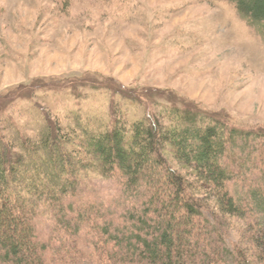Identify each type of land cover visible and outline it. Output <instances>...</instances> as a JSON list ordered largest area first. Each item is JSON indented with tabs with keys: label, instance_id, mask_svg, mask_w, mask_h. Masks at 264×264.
Segmentation results:
<instances>
[{
	"label": "rangeland",
	"instance_id": "1",
	"mask_svg": "<svg viewBox=\"0 0 264 264\" xmlns=\"http://www.w3.org/2000/svg\"><path fill=\"white\" fill-rule=\"evenodd\" d=\"M153 118L169 130L219 123L224 179L206 183L168 147L162 166H146L155 174L130 184L116 161L102 174L76 145L73 187L57 202L46 191L61 177L21 189L36 246L19 264H147L145 241L175 230L182 264H264V21L229 0H0V149L21 154L56 130L77 142L114 128L128 137ZM166 169L197 202L187 224L189 201L169 198ZM220 188L239 213H218Z\"/></svg>",
	"mask_w": 264,
	"mask_h": 264
},
{
	"label": "trees",
	"instance_id": "2",
	"mask_svg": "<svg viewBox=\"0 0 264 264\" xmlns=\"http://www.w3.org/2000/svg\"><path fill=\"white\" fill-rule=\"evenodd\" d=\"M229 1L234 3L236 10L249 21H264V0ZM170 112L175 119L178 116L183 115L186 117V114H189L186 111L180 112L178 109L171 108ZM148 122L149 126H138L128 137L119 129L114 128L110 134L99 137L90 136L88 140L77 142L75 136L60 134L59 130H56V134L40 138L39 142H29V149H24V153L14 155L4 148L0 149L2 151H0V227L2 225L7 227L6 230L0 229V259L16 264H19L20 260L35 259L34 249L36 245L32 243L30 235L32 214L20 198L21 189L23 186L31 188L36 184L44 188L46 183L50 186L55 179L61 177L62 180L59 183L52 185L53 188L48 187L49 190L46 191L53 197L52 201L57 202L59 197L69 192L73 187L69 176L76 173L74 170V172L70 171V167L78 154L74 150L76 145L79 148L85 146L94 153L92 162L104 163L105 167L102 169V174H105L111 167L106 168V165L116 161L121 172L129 177L130 184L134 183L135 177L137 178L143 170L147 171L148 169L149 172L155 174L156 172L152 171L153 168L151 170L150 166L147 168L146 166L150 163L156 167L162 166L164 157L162 153L167 152L168 147L174 150L175 157L181 159L186 166L194 163L195 166L192 170L206 183L217 185L224 179L222 171L219 170L217 165L218 158L216 156V153H218L217 148L226 139L219 123L212 121V127L207 126L204 129L189 131L177 127H173V130L165 129L154 118L153 120L148 119ZM135 126L137 125H134L133 128ZM226 133L233 134L232 132ZM187 139L190 142L188 144ZM47 166L50 169L45 171L44 168ZM28 167L31 170L30 174L26 172ZM165 174L170 176L173 191H175L174 194L169 195V198H186L189 201V204L184 205V207H189L187 208L189 213L187 212L184 215V221L187 224V221L194 215L193 212H195L197 202L193 200L194 198L190 199L191 194L185 193L186 187L183 188L184 183L180 178H177L175 173H172L170 169H166ZM26 177H29L28 182L30 183L35 180L34 184H25ZM157 191H154L150 203L158 200ZM219 192L218 213L222 215L239 213L226 194H222L223 190L221 188ZM15 207L21 209L18 214H15ZM170 207H172V200L169 199L162 201L159 205L160 209ZM11 213L14 215H11ZM28 216L30 217L28 218ZM8 229L20 231V237L14 239ZM174 232L176 233V230ZM175 233H173V236H176ZM177 233L180 234V231ZM173 236L170 233L163 232L156 240L152 239L153 242L145 241L144 250L142 251L144 256L142 255V257L145 258L146 262L148 260L147 264H173ZM259 238L264 247V231ZM20 250H23L24 254ZM174 252V260L182 264V254L179 251L174 250ZM160 254L164 257L163 263L158 261ZM186 256H191V253L187 252Z\"/></svg>",
	"mask_w": 264,
	"mask_h": 264
}]
</instances>
